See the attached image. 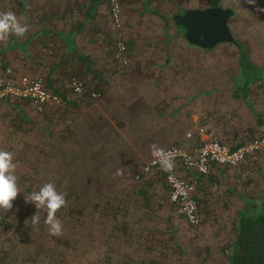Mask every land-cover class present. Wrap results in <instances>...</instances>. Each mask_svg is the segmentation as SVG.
<instances>
[{
	"label": "rangeland",
	"instance_id": "1",
	"mask_svg": "<svg viewBox=\"0 0 264 264\" xmlns=\"http://www.w3.org/2000/svg\"><path fill=\"white\" fill-rule=\"evenodd\" d=\"M93 1L87 18L89 0H0V13L13 12L28 29L23 37L0 40V74L9 68L16 76H39L67 100L59 97L41 112L19 101L0 108V150L13 153L22 190L12 209L0 213V220L10 218L14 226H0L1 260L7 252L28 264H226L236 219L221 213L217 196L230 190L224 176L214 180L209 172L198 178L178 169L182 178L196 181L194 197L203 206L196 228L178 212L160 171L136 176L156 148L191 150L209 136L231 148L262 138L264 82L251 86L249 104L239 89L234 97L235 44L209 50L190 45L173 16L212 3L232 9L234 39L264 70V11L258 10L264 0H120L119 28L108 0ZM59 32L71 36L74 49ZM118 38L128 48L124 66L113 56ZM71 76L102 90L105 98L75 94ZM187 133L198 143L187 141ZM234 167L245 169L244 189L263 181L264 145ZM49 182L67 201L57 213L59 237L49 235L43 210L39 224L32 225L25 202ZM208 196L216 200L207 203ZM113 211L123 231L115 235L109 234Z\"/></svg>",
	"mask_w": 264,
	"mask_h": 264
},
{
	"label": "built area",
	"instance_id": "2",
	"mask_svg": "<svg viewBox=\"0 0 264 264\" xmlns=\"http://www.w3.org/2000/svg\"><path fill=\"white\" fill-rule=\"evenodd\" d=\"M111 19L115 26H121L120 0H108ZM115 60L124 66L127 64V47L124 40L118 38L113 47ZM70 86L75 94H86L94 101L101 97L96 89L89 90L83 80L71 76ZM24 101L34 110L41 112L50 103L59 101V96L47 88L45 81L39 76L14 75L6 68L0 74V101ZM191 134L187 133V137ZM264 145V134L261 139L253 140L249 144H242L232 149L214 136H209L201 144L191 150L183 149L177 145L156 148L150 155L149 163L143 168L137 178L157 168L170 188L171 200L177 205L178 212L189 222L191 227H198L203 222L200 203L194 197L196 181L187 180L178 174V169L197 175H206L211 166L234 167L241 164L245 157Z\"/></svg>",
	"mask_w": 264,
	"mask_h": 264
},
{
	"label": "trees",
	"instance_id": "3",
	"mask_svg": "<svg viewBox=\"0 0 264 264\" xmlns=\"http://www.w3.org/2000/svg\"><path fill=\"white\" fill-rule=\"evenodd\" d=\"M89 2L90 4L86 8L87 18L91 17V14L93 13V10L96 6L95 1L89 0ZM210 6H219V5L216 3H212ZM184 11L185 10H181L180 12L183 13ZM162 19L167 23V18L165 16H162ZM176 26L182 28L179 25ZM182 30L184 32L183 28ZM57 35L65 42L69 50L74 49L73 40L70 36H68V34H64V33L61 34V32H59ZM233 43L235 44L237 49L236 70L234 72V75L233 76L231 75L234 81L233 95L234 97L237 96L238 94H240L238 91L241 90L240 92L242 98L247 104H249V90L253 84L264 82V70L262 66L257 65L250 60L247 48L241 41L234 39ZM88 89L91 90L92 88H88ZM96 90H98L102 96V90L100 91L98 88ZM53 91L57 93L55 90ZM57 94L63 103L67 102V100H65L62 94L60 93ZM87 99L89 98L87 97ZM19 102H24V101H19ZM256 115L258 122H262L261 115L259 114ZM186 140L193 143L195 142L198 143L199 141L197 138H193V136L190 138L186 137ZM199 142L201 143V141ZM240 145L241 144H238L236 146H232L231 148L235 149ZM153 170H156L157 172L159 171L157 168ZM200 176H205V175H198L197 177L199 178ZM141 192H143V190L139 191V193ZM245 203L246 206H244V208L237 213V219L235 221L234 239L233 242L231 243L229 250L227 249L228 252H227L226 264H264V196L258 198H252V200H248ZM94 206L96 209L98 210L100 209V207H98L99 204L96 203ZM26 207L28 208L27 212L29 214L34 215L36 213V208L33 203L26 204ZM102 213L105 215L108 212H104L103 210H100L99 214L102 215ZM108 217H109L108 220L110 221V227H109L110 233L109 232L108 233L111 235H115V233L120 234L121 232H123L121 231V229L119 230V228L116 226L117 222L119 221L116 218L115 211H113L112 214L108 215ZM5 219L6 220H0V226L12 230L14 226H12L10 222H8V220L11 219L10 218H5ZM125 230L127 232V228H125ZM115 238L116 236L113 237V239ZM4 251L6 250H3V253ZM5 255H6L5 260H1L0 257V264H28L26 260L23 259V257H20L19 255L16 258L12 257L11 254L7 252L5 253Z\"/></svg>",
	"mask_w": 264,
	"mask_h": 264
},
{
	"label": "clouds",
	"instance_id": "4",
	"mask_svg": "<svg viewBox=\"0 0 264 264\" xmlns=\"http://www.w3.org/2000/svg\"><path fill=\"white\" fill-rule=\"evenodd\" d=\"M249 4H255V0H246ZM264 11V9H258ZM27 26L21 24L11 11L0 13V40H6L9 36L23 37L27 32ZM17 163L14 155L9 151L0 150V213L8 212L13 207V201L22 191L16 175ZM26 203H33L36 213L31 216V223L36 226L40 222L39 212H46L44 223L48 226L50 236L62 235V224L57 218V213L67 206L65 194L58 192L54 183L43 184L38 191L25 196Z\"/></svg>",
	"mask_w": 264,
	"mask_h": 264
},
{
	"label": "water",
	"instance_id": "5",
	"mask_svg": "<svg viewBox=\"0 0 264 264\" xmlns=\"http://www.w3.org/2000/svg\"><path fill=\"white\" fill-rule=\"evenodd\" d=\"M234 11L221 6L189 8L173 16L174 24L184 29V39L190 45L211 49L220 43H233L228 21Z\"/></svg>",
	"mask_w": 264,
	"mask_h": 264
},
{
	"label": "crops",
	"instance_id": "6",
	"mask_svg": "<svg viewBox=\"0 0 264 264\" xmlns=\"http://www.w3.org/2000/svg\"><path fill=\"white\" fill-rule=\"evenodd\" d=\"M228 24H229V21H228ZM62 33H64V32H62ZM68 36H70V35L68 34ZM45 38H47V37H45ZM49 40L50 39L48 38V41ZM61 51H63V50H61ZM45 84H46V82H45ZM46 86H47V88L51 89L49 87V85L46 84ZM134 91L136 92V91H141V90H140V88H136ZM142 95L143 94L140 93V94H137L136 96L139 97V96H142ZM101 98H105V96H103ZM7 101L8 102H13V99L12 100H6V101H0L1 102L0 103V108H2V107L6 108L7 106H11L9 103H7ZM248 159L250 160L251 158H248ZM247 164L250 165V163H247ZM236 168L237 167H227L226 168V167L212 166L211 171H210V174H213L212 178L214 180L222 178L224 176L225 177L224 180L225 181L228 180L230 182L228 184L229 185L228 189H230V190H226L225 192L224 191H220V195L221 196H217V197L219 198L218 200H219L220 204L224 205V207H223L224 210L221 213H223V214L224 213H228L229 214L231 212L230 214L232 215V217L234 219H237V213L241 209L244 208V203L245 202H247L248 200H252V198H258V197L264 196V180L263 181L259 180L260 183H258V184L256 183V181L248 183L247 187L244 189V174L243 173H244L245 169H244V167H242V169H241L242 172H240V171L236 170ZM224 170L227 173H224ZM248 171H249V169H248ZM220 172H223V173L219 174ZM216 175H217V178H216ZM224 189H227V188L225 187ZM228 191H230L231 193L230 192L228 193ZM245 193H247L246 194V196H247L246 198H245ZM239 198H243V200L241 202H239L238 201ZM214 199L216 200V197L209 199V196H208L207 203L215 201ZM232 201H233V203H235L233 208L230 207V202H232ZM245 205H246V203H245ZM200 206L202 207V210H203L202 204H200Z\"/></svg>",
	"mask_w": 264,
	"mask_h": 264
}]
</instances>
